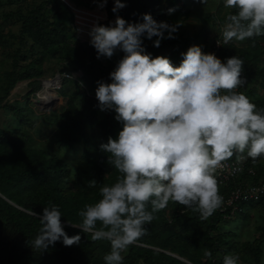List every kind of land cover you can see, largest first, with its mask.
Instances as JSON below:
<instances>
[{
  "label": "trees",
  "instance_id": "trees-1",
  "mask_svg": "<svg viewBox=\"0 0 264 264\" xmlns=\"http://www.w3.org/2000/svg\"><path fill=\"white\" fill-rule=\"evenodd\" d=\"M122 2L126 7L116 13L112 11L114 2L106 4L108 19L121 15L128 23L135 24L143 22V14H151L158 23L179 24L178 30L193 7L205 6L208 13L203 15L197 33L183 35V31L177 30L173 33L174 39H162L158 48L154 46L157 37H142L146 54L152 58L167 57L175 67L181 64L182 54L191 46L201 47L204 53L209 48L210 53L224 62L237 56L244 61L242 77L247 80L237 90L258 109L264 108V41L260 39L262 36H254L224 44V29L220 26L226 24L227 15L237 12L225 8L224 0ZM14 3L17 4L15 8L0 14V49L18 39L8 56L10 69L0 72V108H4L10 120L0 126V264H105L104 256L111 250L110 242L92 241L89 233L70 223L80 225L82 218L78 212L85 205L98 202L102 198L100 188L111 186L121 175L107 163L109 154L102 151L100 145L107 143L109 137L118 138L122 124L115 119L114 110H100L95 90L98 81L112 82L110 73L125 53L117 49L111 58L101 56L98 59L91 43L76 37L72 14L61 0H33L30 3L0 0V8ZM169 9L174 11L169 14ZM3 22L19 23L18 35L4 32ZM213 31H216V37L208 44L197 42L206 40L208 33ZM217 40L222 42L215 48ZM27 46L34 51L30 56L24 54ZM45 57L77 63L76 68L82 69L84 84L65 78L57 89L60 97H66L61 111H51L49 115L45 112L33 114V118L46 116L44 120L53 126L47 127L46 143L41 144L22 129V125L31 121L28 113L33 112L27 104L29 92L24 104L20 101L8 103L5 99L18 80L41 74L37 64ZM261 159L246 158L245 168L236 177L218 183L220 195L226 197L236 186L264 180V161ZM248 167L255 173L250 174ZM93 179L97 184L90 187L89 181ZM52 204L61 212L65 232L70 237L80 235L81 241L78 245L64 246L61 240L46 251H34L32 242L42 227L43 208ZM236 204L237 210L233 207L221 210L220 207L207 220H201L198 213L169 202L167 208L154 213L156 218L145 225L147 234L122 253L123 264H223L224 256L229 254L238 255L242 264H264V195L258 200L237 201ZM236 214L245 221L241 228L250 216L254 220L253 228H246L243 240L240 230L224 226ZM206 250L211 252V258L205 255Z\"/></svg>",
  "mask_w": 264,
  "mask_h": 264
},
{
  "label": "clouds",
  "instance_id": "clouds-1",
  "mask_svg": "<svg viewBox=\"0 0 264 264\" xmlns=\"http://www.w3.org/2000/svg\"><path fill=\"white\" fill-rule=\"evenodd\" d=\"M124 7L122 0H114L112 11ZM224 7L237 10L226 17L224 44L264 36V0H224ZM142 20L133 24L117 16L114 27L97 24L89 32L98 59L111 58L117 49L125 53L110 73L112 82L98 81L95 90L100 110H114L122 124L118 138L100 145L109 154L107 163L121 175L100 188L98 202L78 212L80 225L69 222L92 241L110 242L105 264H123L122 253L147 234L145 225L169 202L207 220L223 204L217 171L234 155L237 163L264 158V108L237 91L247 83L244 61L233 56L224 62L199 46L189 47L178 67L167 57L152 58L142 37H157L158 48L162 39L175 38L179 24L158 23L151 14ZM96 184L89 181L90 187ZM61 217L58 206L43 208L34 249L46 251L61 240L64 246L80 243V235L65 232ZM205 255L211 258L210 251ZM239 262L238 255L223 258V264Z\"/></svg>",
  "mask_w": 264,
  "mask_h": 264
},
{
  "label": "rangeland",
  "instance_id": "rangeland-1",
  "mask_svg": "<svg viewBox=\"0 0 264 264\" xmlns=\"http://www.w3.org/2000/svg\"><path fill=\"white\" fill-rule=\"evenodd\" d=\"M33 0H26V3H30ZM77 4H83V5H92L91 3L88 2V0H73ZM97 1V0H96ZM100 2V0L97 1V3ZM16 3L8 6V7H2L0 8V14L3 10H7L9 8H15ZM224 9V8H223ZM225 10V9H224ZM205 12L208 13V10L205 8V6L202 5H197L193 7L190 15L188 18H186L183 23L182 27L178 31H183V35H192L197 33L200 30V27L202 25V17L205 14ZM219 22V21H218ZM226 24L221 25L223 29L225 28ZM2 30L4 32L9 31L13 33L14 35H18L19 33V23H14L11 22L9 24L3 22L2 24ZM216 31L209 32L207 35L206 40L199 39L197 41L200 45L203 44H208L210 41H212L213 38H215ZM261 41H264V36H262ZM17 40L11 41V43L6 46L3 49H0V72L4 70L10 69V63L11 60L9 59L10 53L13 51V49L17 45ZM232 42H237V40L233 39ZM205 53H210L209 48H206L204 50ZM34 52L32 49H30L29 46L26 47V50L24 51V54L27 56H30L31 53ZM36 60V59H34ZM24 64V63H23ZM75 62L68 60V59H48L47 57L44 58L43 62L37 64V67H39L41 74L37 77L29 78V79H24V80H18L14 87L11 89L10 94L7 96L5 101L8 103L14 102V101H20L22 104L25 103V97L27 96V93L29 92L28 100L29 103L28 107H31L33 112L28 113V117L31 118V121L28 122V124L22 125V129L25 130L26 133L30 134L33 139L38 142V143H46V132H47V127L51 129L53 126L48 124L44 118L46 116H40L38 118H33V114H39L42 112H45L46 115H49L51 111L54 112H60L62 107L65 106L66 103V97H60L57 94V90L50 87L51 92H53L52 96L48 98L46 93L43 91V83L45 81L51 80L53 76L57 72L62 71H71L72 69H77ZM83 73V72H82ZM83 75V74H82ZM84 76V75H83ZM79 77V84H84V82L81 80L83 77ZM37 81V83L34 85L33 82ZM34 86V88H33ZM33 89V91H32ZM48 91V89H47ZM43 96H45V99H43ZM27 106V105H26ZM8 114L4 112V108H0V126L4 124L9 123V118ZM44 120V121H43ZM65 149H62V152H64ZM75 157V156H74ZM69 159L73 161V157L70 156ZM264 161V158L261 159V162ZM245 223L241 218L237 216V214L228 222L225 223L224 226H226V229L230 230H240L241 232V240L244 239V232L246 231V228H249L250 230L253 228V217L250 216L248 219L247 224H245L242 228L241 226ZM241 228V229H240ZM256 234V233H255ZM34 249V248H33ZM37 249H34L36 251ZM7 264V263H6ZM240 264L241 261H240Z\"/></svg>",
  "mask_w": 264,
  "mask_h": 264
},
{
  "label": "built area",
  "instance_id": "built-area-1",
  "mask_svg": "<svg viewBox=\"0 0 264 264\" xmlns=\"http://www.w3.org/2000/svg\"><path fill=\"white\" fill-rule=\"evenodd\" d=\"M61 1L68 6L72 14V21L76 37L80 41L90 42L91 37L89 36V32L93 25L99 24L114 27L115 20L117 16H119L117 15L108 19L106 5L102 8L100 7V4L103 3V0H100L99 3L93 4V6L77 4L73 0ZM113 1L114 0H108L107 3ZM221 42L222 40H217L215 43V48H218ZM82 74L83 73L81 68L72 69L71 71L57 72L53 76V78H51L56 80V84L53 88L56 90L59 89L62 84V81L65 78H72L78 82V78L81 77ZM245 162L246 159L242 163H237L236 156L234 155L231 159L226 162V166L223 170L217 171L216 176L218 183H223L231 177H236L245 168ZM238 168L241 170L237 171ZM247 170L250 174L255 173L252 167H248ZM263 195L264 180L258 181L256 183H247L245 185L236 186L230 191V193L226 197L222 196L223 204L221 206V210H225L227 207H233L234 210H237L239 209L236 204L237 201L258 200Z\"/></svg>",
  "mask_w": 264,
  "mask_h": 264
},
{
  "label": "bare ground",
  "instance_id": "bare-ground-1",
  "mask_svg": "<svg viewBox=\"0 0 264 264\" xmlns=\"http://www.w3.org/2000/svg\"><path fill=\"white\" fill-rule=\"evenodd\" d=\"M114 2V1H113ZM110 3H112V2H110ZM108 4V3H107ZM120 17H121V15H119ZM55 84H56V80L55 79H51V80H47V81H45L44 83H43V91L46 93V95L45 96H47V94H48V98L49 97H51L52 96V94H53V92H51V90H50V87H54L55 86ZM52 87V88H53ZM47 89H48V91H47ZM45 96H43V99H45Z\"/></svg>",
  "mask_w": 264,
  "mask_h": 264
},
{
  "label": "crops",
  "instance_id": "crops-1",
  "mask_svg": "<svg viewBox=\"0 0 264 264\" xmlns=\"http://www.w3.org/2000/svg\"><path fill=\"white\" fill-rule=\"evenodd\" d=\"M97 1H98V0H97ZM97 1H96V0H88V2L92 4V6H93V4H96ZM98 3H99V2H98Z\"/></svg>",
  "mask_w": 264,
  "mask_h": 264
}]
</instances>
